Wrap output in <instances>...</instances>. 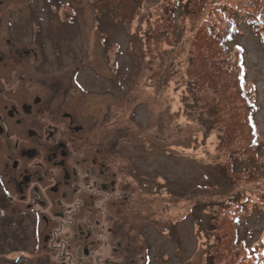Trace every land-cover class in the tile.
<instances>
[{
  "label": "rangeland",
  "instance_id": "rangeland-1",
  "mask_svg": "<svg viewBox=\"0 0 264 264\" xmlns=\"http://www.w3.org/2000/svg\"><path fill=\"white\" fill-rule=\"evenodd\" d=\"M10 2L13 15L44 26L46 50L56 45L63 75L78 72L91 92L124 90L112 120L141 143L145 196L173 264H264V205L254 206L264 195V149L251 146L246 114L254 103L255 141L264 145V0ZM224 4L257 28L242 24L228 36ZM236 152L250 163L249 175L232 163ZM2 198L0 264H26L29 242L10 232ZM243 198L248 213L237 224L233 200Z\"/></svg>",
  "mask_w": 264,
  "mask_h": 264
},
{
  "label": "flooded vegetation",
  "instance_id": "flooded-vegetation-1",
  "mask_svg": "<svg viewBox=\"0 0 264 264\" xmlns=\"http://www.w3.org/2000/svg\"><path fill=\"white\" fill-rule=\"evenodd\" d=\"M10 4L0 0V193L10 232L29 242L25 263L173 264L141 143L112 120L124 90L63 75L44 26Z\"/></svg>",
  "mask_w": 264,
  "mask_h": 264
},
{
  "label": "trees",
  "instance_id": "trees-1",
  "mask_svg": "<svg viewBox=\"0 0 264 264\" xmlns=\"http://www.w3.org/2000/svg\"><path fill=\"white\" fill-rule=\"evenodd\" d=\"M228 5L230 4H224L221 6V10L223 11H226L228 13V19L227 21L225 22L226 24V28L228 29L226 32H229L228 36L231 35V33H233L234 31H236V33L238 32V30L241 28L242 24H244L245 26L249 25L251 26L253 29H256L257 26H256V23L251 19V17H249V15H246V14H243L241 11L239 10H235L231 7H229ZM232 6V5H231ZM222 40L224 39V37L221 38ZM237 62H238V65H239V68H238V80H239V83L241 84V88L240 89H243L244 91V83H245V76H244V73H245V66H244V61H243V56L241 55L240 53V56L238 57L237 59ZM244 69V71H243ZM242 80V82H241ZM248 107V110L246 112L248 118H249V122H248V129L251 133V143H253L251 146L256 148H263L264 149V145H261V143H257L255 141V138H256V130H257V126L254 122V116L252 115V112L251 110H253L255 108V104L250 102V104L247 105ZM258 108V106H257ZM256 108V109H257ZM255 109V110H256ZM251 113V115H250ZM256 133V134H255ZM227 141H229L227 139ZM260 146V147H259ZM258 151V150H257ZM242 152H236L235 155H230V158L232 161L233 164H237V166H239V172L243 175H249V173L252 171V169L249 167L250 166V163L249 162H245L244 159H241L240 156H241ZM232 164V166H234ZM237 169V168H236ZM253 171H256V170H253ZM256 175V174H254ZM233 201H236L238 202L237 206H234L233 210H232V213H233V221L237 224H240L241 223V220L240 218L243 216V215H247L248 213V209L246 208V206L244 205V201L247 202V199L246 198H243L242 200H233ZM260 205H264V195H263V199L260 201V202H256V204H254L255 207H258ZM244 243V242H243ZM262 253H264L263 251H261ZM257 263V260L255 259L254 260V264Z\"/></svg>",
  "mask_w": 264,
  "mask_h": 264
}]
</instances>
